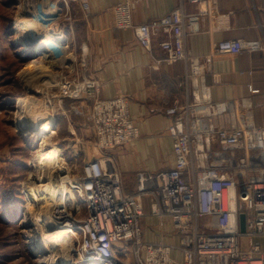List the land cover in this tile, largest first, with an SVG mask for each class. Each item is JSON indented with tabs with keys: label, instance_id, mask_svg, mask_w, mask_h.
<instances>
[{
	"label": "built area",
	"instance_id": "2783aa9c",
	"mask_svg": "<svg viewBox=\"0 0 264 264\" xmlns=\"http://www.w3.org/2000/svg\"><path fill=\"white\" fill-rule=\"evenodd\" d=\"M77 1L87 11L86 0ZM180 2L168 15L141 25L133 22L134 3L113 7L115 29L131 30L147 51L159 38L162 58L155 60V66L185 65L186 99L175 100L165 110L174 166L159 173H140L131 195L123 193L121 175L109 158L101 155L84 162L79 175L71 177L62 153L55 184L58 191L72 192L77 199L54 204L50 216L54 224L77 228L67 242L73 264H264V252L254 242L264 235V125L254 124L250 98L214 101L206 82L214 57L264 52V25L261 41L225 40L213 44L206 55H194L187 39L223 29V16L214 0ZM184 3L205 7L188 13ZM63 4L68 6L65 0ZM88 59L82 48L78 61L82 76H61L48 92L56 89L51 97L59 108L66 100L79 102L73 111L86 115L93 148L101 154L130 144L139 131L125 96L100 97L101 84L87 75ZM144 197L151 200L152 215L170 219L179 235L178 248L143 240ZM175 249L183 255L181 262L172 257Z\"/></svg>",
	"mask_w": 264,
	"mask_h": 264
},
{
	"label": "crops",
	"instance_id": "0c3cea01",
	"mask_svg": "<svg viewBox=\"0 0 264 264\" xmlns=\"http://www.w3.org/2000/svg\"><path fill=\"white\" fill-rule=\"evenodd\" d=\"M214 1L223 16L224 28L190 36L186 45L192 54L206 55L213 44L225 40L263 39L264 0ZM126 2L135 5L132 17L135 25L160 19L181 5L180 0H86L85 11L79 1L71 0L74 17L78 16L75 30L79 51L85 48L89 58L87 75L101 84L102 99L118 96L128 99L130 117L139 131V137L130 144L108 149L96 156L104 155L111 160L122 177L123 193L131 195L136 191L140 173H159L174 166L173 143L168 136L170 121L165 110L175 100L182 103L186 99L183 84L186 67L183 63L155 66V60L162 58L159 38L154 39L151 50L147 51L131 30L115 29L113 7ZM204 7L205 4L197 7L183 4L188 13H195ZM206 82L211 87L214 101L250 98L255 106L252 111L254 124L264 125V52L214 57ZM83 127L92 134L87 119ZM74 154L77 155V152ZM142 204L143 240L178 248L179 235L170 219L152 215L149 197H144ZM254 242L264 252V235L255 237ZM172 257L177 262L183 260L179 249L172 252Z\"/></svg>",
	"mask_w": 264,
	"mask_h": 264
},
{
	"label": "rangeland",
	"instance_id": "374dc122",
	"mask_svg": "<svg viewBox=\"0 0 264 264\" xmlns=\"http://www.w3.org/2000/svg\"><path fill=\"white\" fill-rule=\"evenodd\" d=\"M20 1L0 0V264H39L43 257L30 249L32 230L37 228L40 232L42 228L25 221L26 211L31 205L28 187L34 173L32 161L41 151L55 147L66 157L73 174L71 177H77L82 164L98 155L93 148L92 134L83 127L86 115L73 111L79 102L66 100L59 108L51 97L56 94V89L48 92L61 76L69 79L82 76L78 73L82 69L78 63L80 44L75 30L78 16L74 17L71 0H65L68 6H64L63 0H49L57 13L48 27L57 28L65 36L66 45L69 43L65 49L68 61L63 60V63L54 66H48L47 59L16 38L17 21L25 17ZM27 17L31 18V15ZM33 61L41 62L43 67H32ZM24 69L30 75L39 77L30 89H26L21 81ZM18 97L29 98L30 108L35 111L33 120H40L37 127L17 128L14 102ZM48 128L54 134L44 138ZM30 219V223L38 224L34 222V217Z\"/></svg>",
	"mask_w": 264,
	"mask_h": 264
},
{
	"label": "bare ground",
	"instance_id": "6f19581e",
	"mask_svg": "<svg viewBox=\"0 0 264 264\" xmlns=\"http://www.w3.org/2000/svg\"><path fill=\"white\" fill-rule=\"evenodd\" d=\"M19 6L24 9V12L21 13L25 17L21 16L22 18L17 21L15 27L16 38L21 40L25 46L32 47L37 54L42 55L43 59H47L48 66L67 62L65 36L54 26L48 27L52 17L57 13V9L50 6L49 0H21ZM26 10H32L33 12H27ZM28 15H31V18H28ZM40 33L42 35L39 36ZM31 63L33 64L32 67L36 69L43 67L41 62L33 61ZM27 72L29 71L25 70L23 72L21 81L26 89H30L33 82L39 81V77H36V74V76L30 75ZM14 104L17 108V128L31 129L37 127L36 125L40 120L39 118L36 121L33 120L35 111L30 108L29 98L18 97ZM52 134L54 132L48 128L44 138L50 137ZM61 162L62 153L55 147L41 151L33 162L35 170L28 187L31 205L26 211L25 221H28L26 223L31 226L40 225L42 228L40 232L37 228L32 230L30 238V249L43 255L42 259L39 260V264H73L71 262L72 249L67 242L77 234V228L72 224H54L50 216V210L54 204L73 202L77 199V196L72 192L57 190L55 177L58 176L62 168H60L61 165H56ZM63 169L66 168L63 167ZM31 217H34V222L37 221L38 224L30 223Z\"/></svg>",
	"mask_w": 264,
	"mask_h": 264
},
{
	"label": "water",
	"instance_id": "95a60500",
	"mask_svg": "<svg viewBox=\"0 0 264 264\" xmlns=\"http://www.w3.org/2000/svg\"><path fill=\"white\" fill-rule=\"evenodd\" d=\"M240 231L242 233L245 232V219L243 215L240 216Z\"/></svg>",
	"mask_w": 264,
	"mask_h": 264
}]
</instances>
